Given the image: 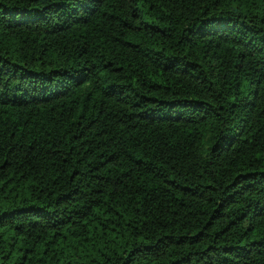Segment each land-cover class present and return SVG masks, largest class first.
<instances>
[{
	"label": "trees",
	"instance_id": "1",
	"mask_svg": "<svg viewBox=\"0 0 264 264\" xmlns=\"http://www.w3.org/2000/svg\"><path fill=\"white\" fill-rule=\"evenodd\" d=\"M0 264H264V0H0Z\"/></svg>",
	"mask_w": 264,
	"mask_h": 264
}]
</instances>
